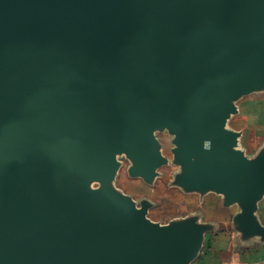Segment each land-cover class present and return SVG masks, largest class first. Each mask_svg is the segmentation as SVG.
Segmentation results:
<instances>
[{
	"label": "water",
	"instance_id": "water-1",
	"mask_svg": "<svg viewBox=\"0 0 264 264\" xmlns=\"http://www.w3.org/2000/svg\"><path fill=\"white\" fill-rule=\"evenodd\" d=\"M255 93L264 0H0V264H191L201 229L114 187L118 158L148 182L168 164L163 132L177 183L257 228L264 152L226 127Z\"/></svg>",
	"mask_w": 264,
	"mask_h": 264
},
{
	"label": "crops",
	"instance_id": "crops-1",
	"mask_svg": "<svg viewBox=\"0 0 264 264\" xmlns=\"http://www.w3.org/2000/svg\"><path fill=\"white\" fill-rule=\"evenodd\" d=\"M259 96L264 98V93ZM249 99L246 97L242 102ZM241 112L240 106L238 114ZM231 130L241 133L239 150L245 157L255 161L259 159L264 152V136L260 144L247 147L243 144L245 128L237 126ZM155 136L162 145L161 151L168 164L158 168L152 181L148 182L130 175V164L118 158L122 162L114 182L118 193L133 202L137 210L144 207L146 218L154 224L199 227L201 243L191 264H264V232L260 230H264V193L253 212L258 227H245L238 201L229 202L224 193L215 189L188 191L177 183L181 167L173 163L172 136L167 132L156 133Z\"/></svg>",
	"mask_w": 264,
	"mask_h": 264
},
{
	"label": "rangeland",
	"instance_id": "rangeland-1",
	"mask_svg": "<svg viewBox=\"0 0 264 264\" xmlns=\"http://www.w3.org/2000/svg\"><path fill=\"white\" fill-rule=\"evenodd\" d=\"M263 93H255L250 96L249 100H239L237 102L238 108L242 107V112L240 114L233 115L227 122L228 129H234L237 126L245 128V138L243 144L247 147L250 145L260 144L264 136V98H259ZM243 104V106H242ZM165 152L168 154L167 144H165ZM121 161L125 164H130V162L123 156ZM127 166V165H125ZM122 175L124 172H121ZM125 175V174H124ZM120 180V177H119ZM92 185V184H91ZM97 184H93L96 187Z\"/></svg>",
	"mask_w": 264,
	"mask_h": 264
}]
</instances>
